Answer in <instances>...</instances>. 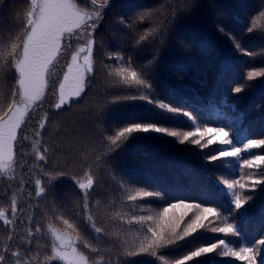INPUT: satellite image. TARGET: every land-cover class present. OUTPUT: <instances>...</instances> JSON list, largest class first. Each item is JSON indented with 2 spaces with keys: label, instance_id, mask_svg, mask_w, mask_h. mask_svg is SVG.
<instances>
[{
  "label": "snow or ice",
  "instance_id": "6c2138e0",
  "mask_svg": "<svg viewBox=\"0 0 264 264\" xmlns=\"http://www.w3.org/2000/svg\"><path fill=\"white\" fill-rule=\"evenodd\" d=\"M25 4V9L19 14L23 18H18V30L14 34L10 30L7 42L0 43V74L8 68L14 73L11 98L0 96V179L15 181L19 168L22 176L30 175L34 182V192L25 189L26 181L19 183V191H27L28 208L33 209L26 218L15 192L10 194L11 216L0 207V224L7 230V241H16L15 250L10 252L15 264H134L121 259V256H150L159 264H188L194 258L208 257L198 264H216L215 258L209 255L213 253L231 257L243 264H264V210L261 211L252 240L244 239L239 221L232 222L235 217L247 222L248 213L244 206L254 196L245 195L246 191L264 192L261 187L264 185V151H253L264 149V124L254 134H242L239 126L243 122L244 112H239L235 118L229 116L224 120H213L204 115L199 103L184 100L180 105L165 103L155 97L149 76V70L156 61L155 56L146 65L138 66L131 54L126 56L120 48L112 52L105 47L106 59L112 61L103 64L109 83L134 89L125 93L122 99L154 106L161 110L157 115L163 120L175 121L178 116L185 120L168 125L157 119H140V114L134 113L126 126L117 127L111 132L101 129L103 151L98 152L95 159H92L91 153H83L82 175L70 176L66 168L52 163L57 148L55 141L50 145L45 136L54 135L48 133V125L61 113L79 104L91 87L96 74L97 32L113 0H25ZM151 12H140L134 17L121 15L110 28L117 36L123 35L124 29L139 33L134 40L136 48L147 42L155 43L157 38L162 42L163 23L142 31L138 28V24ZM175 14L173 10V16ZM260 18H264V10L259 13V18L253 17L247 27L248 33L257 30L264 32V19ZM220 31H225L222 26ZM226 34L237 52L245 57L257 55L244 49L230 32ZM3 35L0 29V38ZM101 47H104L102 43ZM186 66V61L182 62L177 70L183 73ZM231 67V63L226 61L222 78L227 76ZM259 77H264V69H253L246 73L248 81ZM193 81L197 85L195 89L191 84L184 87L195 95L207 88L206 80L193 77ZM245 87L237 83L230 88V92L237 95V99L228 105L233 112L237 110L238 94ZM261 99L264 100V93ZM221 102H228L227 94L221 98ZM37 115L39 119H35ZM216 115L222 114L217 112ZM34 119L35 127H32ZM181 124H187L191 130H173ZM136 133H154L174 138L180 145H191L200 150L196 157L204 166L221 161L225 168H231L229 161H235L240 170L253 171L248 173L247 184L232 178L234 174L222 173L214 185L215 196L204 188L194 197L191 194L169 195L167 199L160 190H146L148 185L134 190L132 182L122 178L118 191L109 196L106 202L97 200L91 203L97 183L92 172L93 165L99 166L104 155L115 152ZM27 143L31 144L30 151H25ZM213 144L219 147L210 148ZM188 151L191 153V149ZM25 168L28 170L24 171ZM183 171L185 175H192L191 168L186 167ZM68 176L78 189V201H82L76 206L78 210L73 215H67L66 206L61 208L53 204L50 211L42 210L44 215L37 220L36 210L40 209V202L47 198L56 181ZM8 186L12 187V184ZM4 195L9 193L5 191ZM217 197L225 198L226 204L216 202ZM148 198L160 200L167 207L154 211L148 206L152 202ZM193 198L195 202H185ZM173 200L176 202L173 203ZM225 207L231 210L225 211ZM177 208L184 211L179 216L170 214ZM241 209L243 211H239ZM186 216H189L187 220ZM205 221L210 227L206 228ZM17 222L26 225L23 232L17 231ZM109 226L114 231L110 232ZM201 229L243 242L237 244L223 238L211 242V238H208L206 246H197L174 260L167 258L164 249L178 245L179 241H185ZM112 238L118 240L119 244L106 247L105 242ZM116 248L119 250L114 254L113 249ZM218 249L221 251L217 253ZM8 255L9 243H5L0 248V264H7Z\"/></svg>",
  "mask_w": 264,
  "mask_h": 264
},
{
  "label": "trees",
  "instance_id": "16d2710c",
  "mask_svg": "<svg viewBox=\"0 0 264 264\" xmlns=\"http://www.w3.org/2000/svg\"><path fill=\"white\" fill-rule=\"evenodd\" d=\"M25 7V0H0V29L4 32L0 43L7 42L10 30L12 34L18 30V18L21 20L23 18L19 14ZM149 10H152L151 14L138 24V28L142 31L153 26L158 27L163 23L162 42L157 38L155 43L147 42L136 48L134 40L139 33L124 29V34L117 36L110 28L116 24V20L121 15L134 17L137 13ZM173 10H175V16H173ZM262 10H264V0H114L112 7L106 10L105 20L97 32L96 74L91 87L79 104L61 113L48 125V133H54V135L46 134L45 140L50 145L55 141L57 148L56 155L52 157V163L66 168L70 176L73 174L81 176L84 171L81 165L83 153L87 151L91 153L92 159H95L97 153L103 151L101 129L111 132L117 127L126 126L134 113L140 114V119H157L168 125L185 120L182 116L176 117L175 121L163 120L157 115L161 110L154 106L142 101L122 99L125 93L134 91V89H126L109 83L103 64L112 63V61L106 59L105 47L112 52L120 48L126 56L131 54L138 66L146 65L155 56L156 61L149 70V76L157 99L175 105H180L181 100L199 103L204 115L213 120H224L229 116L235 118L239 112H244L239 132L247 135L254 134L261 124H264V100L261 99V94L264 93V77L248 81L246 73L253 69H264V54H261L264 53V32L257 30L248 33L247 27L251 24L253 17L259 18ZM221 26L224 32L220 31ZM228 32L241 42L244 49L256 52L257 55L245 57L237 52L226 34ZM101 43L104 47H101ZM185 61L187 66L181 73L177 70V66ZM226 61L230 62L232 67L227 76L222 78V69ZM13 77L14 73L10 68L0 74V96L11 98L14 86ZM193 77L207 81V88L200 91L198 95L184 87L185 84H191L194 89L197 87ZM237 83L244 84L246 87L242 93L238 94L240 99L237 110L233 112L228 105L237 99V95L231 93L230 88ZM225 94L228 96V102L222 103L221 98ZM49 102H51L50 98ZM217 112L222 115L217 116ZM35 119H39V116L37 115ZM35 119L32 127H35ZM57 123L58 126L54 127ZM173 130L191 129L187 124H181L179 128ZM24 147L25 151H30L31 144L27 143ZM209 147L216 148L219 145L213 144ZM188 149H191V153ZM199 151L188 144L180 145L174 138L161 137L154 133L132 134L123 146L115 152L104 155L99 166L93 165L92 172L97 183L91 195V203L94 204L97 200L106 202L109 196L118 191L122 178L131 181L134 190L148 185L146 190H160L166 194V199L169 195L191 194L194 197L195 193L204 188L215 196L214 185L222 173L234 174L232 178L247 184L248 173L253 170H240L235 161H229L231 168H225L221 161L204 166L196 157ZM253 151L261 152L264 149ZM186 167L192 169L191 176L184 174L183 170ZM27 170V168L24 169V171ZM70 176L61 177L56 181L47 198L40 202V209L36 210L37 220L42 219L44 215L42 210L50 211L53 204L61 208L66 206L67 215H73L78 210L76 206L82 201H78V189ZM21 180L26 181L27 191L34 192L33 178L30 175L22 176L21 169L17 168L15 181L0 179V207L11 216L10 194L15 192L23 216L26 218L33 209L27 206V191L23 193L19 191ZM9 183L12 187L8 186ZM261 187L264 188V185ZM5 191L9 195H4ZM244 194L254 196V199L244 206L248 213L247 222L240 220L239 217L233 218L232 222L239 221L244 239L252 240L261 218V211L264 210V192L246 191ZM116 198L119 199V196L117 195ZM148 199L152 201L148 206L154 211L167 207V204L160 200ZM185 202L192 203L195 199ZM216 202L226 204V199L217 197ZM204 206H211V204ZM230 210L225 207V211ZM183 211L184 209L177 208L170 214L179 216ZM189 216H186L185 220ZM205 225L206 228L210 227L208 221H205ZM25 227L26 225L17 222L18 232H23ZM108 230L114 231L110 226ZM7 234V230L0 224V248H3L5 243H9L7 264H15L10 252L15 250L16 241L8 242ZM208 238H211V242L220 238L232 240L237 244L243 242L231 236L225 237L223 234L201 229L192 237L179 241L178 245L163 251L169 260H174L190 250H195L197 246H206L209 242ZM105 244L106 247H110L112 244L118 245L119 241L112 238ZM33 247L35 248L36 245ZM118 250V248L113 249L114 254ZM42 251L45 250L42 249ZM219 251L221 249H218L217 253ZM209 255L215 258L216 264H229V262L230 264H243L241 261H236L231 257H221L216 253ZM121 259H127L134 264H159V261L150 256L128 258L121 256ZM207 259L208 257L194 258L188 264H198L200 260L206 261Z\"/></svg>",
  "mask_w": 264,
  "mask_h": 264
},
{
  "label": "water",
  "instance_id": "95a60500",
  "mask_svg": "<svg viewBox=\"0 0 264 264\" xmlns=\"http://www.w3.org/2000/svg\"><path fill=\"white\" fill-rule=\"evenodd\" d=\"M114 1V0H113Z\"/></svg>",
  "mask_w": 264,
  "mask_h": 264
}]
</instances>
